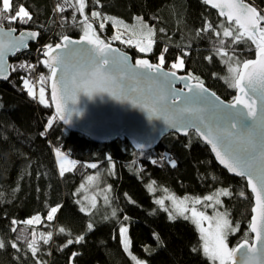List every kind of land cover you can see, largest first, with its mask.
I'll use <instances>...</instances> for the list:
<instances>
[{
    "label": "trees",
    "instance_id": "16d2710c",
    "mask_svg": "<svg viewBox=\"0 0 264 264\" xmlns=\"http://www.w3.org/2000/svg\"><path fill=\"white\" fill-rule=\"evenodd\" d=\"M250 1L264 11V0ZM14 4H22L33 19L27 24L3 21L0 25L18 31L36 30L40 38L15 58L18 67L13 70L12 63L11 78L0 81V240L6 245L0 248V264H136L122 245L120 228L124 225H129L132 253L145 264H213L202 250L192 251L202 249L196 225L183 217L169 219V213L157 203V195L149 184L179 197L201 199L214 195L217 189L228 188L233 195L219 197L223 202L219 207L227 212L233 227L239 225L237 231L228 235V243L234 248L239 242L252 239L249 225L253 196L245 179L230 176L221 168L209 147L194 132L187 137L169 134L158 147L147 152L135 151L128 141L98 144L61 124L49 92L47 105L41 104L39 97H30L22 84L27 76L19 65L38 62L41 60L38 49L46 44L54 46L64 35L80 37L84 27L81 14L64 0H14ZM57 4L64 6L62 13L55 11ZM86 5L84 15L101 34L105 30L111 33L110 28L101 29L91 17L92 10L129 23L137 17L144 18L155 28L148 54L119 40L107 44L119 46L134 58L147 56L156 63L167 48L163 67L171 69V64L182 57L184 66L178 72L198 78L228 101L234 99L236 90L230 86L229 65L217 50L223 46L238 63L254 58L257 52L251 41L234 44L233 37H224L223 27L235 29V34L238 27L234 23L229 25L201 0H99L98 4L86 0ZM206 21L214 31H202ZM38 65L48 89L50 71L41 63ZM57 149L77 162L63 175L56 162ZM91 163L97 167H88ZM97 171L102 173L99 187L107 191V200L99 198L95 207L81 211L84 207L80 187ZM241 191L244 197L238 195ZM58 205L55 219L47 220L50 209ZM37 214L42 221L35 229H44L53 236L49 243L42 241L37 245L38 251L33 255L28 244L34 228L24 221ZM13 220L17 222L15 225ZM89 223L94 225L92 230L87 229ZM13 227L17 231H12ZM61 227L64 233L58 231ZM79 235H84L83 242L62 247L68 239L74 240ZM12 242L17 243V248L11 247ZM74 252L79 255L73 257Z\"/></svg>",
    "mask_w": 264,
    "mask_h": 264
},
{
    "label": "water",
    "instance_id": "95a60500",
    "mask_svg": "<svg viewBox=\"0 0 264 264\" xmlns=\"http://www.w3.org/2000/svg\"><path fill=\"white\" fill-rule=\"evenodd\" d=\"M203 2V0H201ZM219 2V0H214ZM245 4H250L260 11L261 15L264 11L256 6L250 0H244ZM210 9L220 15V8H214L211 4H206ZM225 11H227L225 9ZM228 24L235 23V19L229 21L227 15H220ZM263 22L261 21V26ZM9 28L0 25V40L5 42L11 41L19 50L7 49L3 58V70L0 72V81H8L11 78L12 63L15 58L28 51L33 44H37L40 33L36 30L25 29L8 34ZM35 31L39 33L37 38H27L21 43L19 37L21 32ZM83 36V35H82ZM69 36L74 41H80L82 37ZM59 43H63L60 40ZM27 44V47H24ZM112 49L118 51L106 54L109 60L115 59L116 66L112 69V74L116 77L117 86L111 91L93 92L86 94L80 92L75 99L61 100L65 109L66 120H60L56 111V102L51 99L52 96V79L51 72L48 80V92L50 94L51 105L58 120L69 131L81 134L91 141L98 144H108L114 141H128L137 152H147L159 146L161 141L169 134L175 133L182 137H187L194 132L198 138L209 147L213 157L218 165L223 168L230 176L243 178L246 181L248 191L253 196V207L255 206V194L247 183V176L241 177L235 172L221 164L212 150V145L200 135L203 132L208 135V129H212V135L209 138L214 139L220 151L225 154L226 158L235 163V154L244 157L254 154L256 163L254 167L256 171L253 173L254 182L259 183L260 174V156L264 152V112L261 111V99L259 93L255 96L249 91V97L255 99L257 116L253 119L247 116V109L243 105H237L235 97L241 95L239 90L235 88L236 94L233 100L228 101L220 97L213 90L208 88L204 83L207 92H201L199 89H189L185 87L186 83L195 85L196 80L181 81L172 76H166L165 73L171 69L163 67L160 73L153 72L147 68L136 65L137 59H147L151 64H158L147 56L134 58L132 54L121 49L115 44H109ZM55 46V45H54ZM43 48V47H42ZM55 54L61 56L64 60V75L66 82L70 85L74 77L79 73L90 70L93 67V61H99L101 53L93 50V46L87 41H81L78 44H70L67 49L61 48L55 51ZM41 55V54H40ZM45 57L41 56V60ZM257 52L254 58L248 60H256ZM247 61V60H246ZM48 68L46 65L42 64ZM243 63L240 68L242 69ZM108 68V65L104 66ZM49 69V68H48ZM50 70V69H49ZM175 71V70H171ZM176 72V76H189L187 73ZM57 79L61 74V67L57 66ZM6 75L8 79H4ZM61 85L58 84V88ZM182 89V91H180ZM215 93V96L211 94ZM71 89L69 88V95ZM164 97L156 107L155 113L150 111V107H141V104L149 101L152 96ZM179 96V99H177ZM216 98H219L218 100ZM135 101V103H134ZM236 116V119H233ZM246 120L251 123V127H241L238 120ZM175 124L176 128L172 125ZM236 124V127H231ZM182 129H186L185 131ZM231 133V135H229ZM219 137V139H217ZM249 140L253 142L250 147ZM138 145H143L139 147ZM238 170L248 171L238 165ZM253 215V213H252ZM251 215V218H252ZM251 221V219H250ZM250 229V225H249ZM252 239L248 241V245H244L245 240L239 242L234 248L237 249L235 254L236 264H244L250 256H257L260 260H264V244L255 240V233H252ZM250 246L258 249L257 253L250 252Z\"/></svg>",
    "mask_w": 264,
    "mask_h": 264
},
{
    "label": "snow or ice",
    "instance_id": "6c2138e0",
    "mask_svg": "<svg viewBox=\"0 0 264 264\" xmlns=\"http://www.w3.org/2000/svg\"><path fill=\"white\" fill-rule=\"evenodd\" d=\"M95 2L98 4L99 0H95ZM205 4H211L214 8H220V15L224 16L227 15V18L229 21L235 19L236 25H238V30L236 34H233V31L230 29V27H225L223 29V36L224 37H233L232 43L236 44L241 41L247 42L251 41L252 44L255 45L256 51H257V59L256 60H247L243 62L242 69L239 66L228 67V71L232 74V82L231 87L237 88L241 95H238L235 97V102L237 105H243L244 108L247 109V116L252 117L253 119L257 116V109H256V101L255 99H251L249 97V91H251L252 95L255 96L257 93L260 95L261 99V111L264 112V26H261V21H264V15H261L260 11L257 10L256 7L245 4L244 0H219V2H214V0H203ZM65 4H68L70 7L75 8V12H79L82 16V24L84 27V34L80 38V41H74L69 36L64 35L61 37V40L63 43H57L55 46L52 44H46L43 46V48L38 49V52L41 54V56L45 57V59L38 60V63L46 65L51 72V79H52V96L51 99L56 102V111L58 114V118L60 120H64L65 122H68L66 120L65 115V109L64 106L61 103V100L67 101L68 99H75L76 95L80 92H84L86 94H92L93 92H103V91H111L114 87L117 86V80L116 77L112 74V69L116 66L117 61L115 59L109 60L106 56L109 52H115L118 51L117 49H112L109 44H105L103 40L100 39V37L96 34L95 29L93 27V24L90 22V19L87 15H84V9L86 7V0H76L75 5L71 4L70 0H64ZM0 4H2V7H0V22L8 21L11 22H19L21 24H27L29 23L33 17L30 14V12L22 5H16L14 4V0H0ZM225 9L227 11H225ZM65 10L64 6L61 4H57L55 11L58 13H62ZM75 12L73 14L72 19L75 20ZM102 16L101 12L99 11H92L91 17L100 19ZM136 19L142 20L141 17H137ZM103 20H113L115 22L114 18L103 16ZM104 23L101 22L99 24V27L101 29L104 28ZM144 27L147 28V32L144 34L146 44L145 46H140L139 43L136 44V47L138 48L140 53L150 52L152 50V44L153 40L151 39L153 35V29L148 28L147 24H144ZM215 29L213 26L207 21L205 22V28L202 29V31H208ZM8 34L15 32V28H9ZM162 31V30H161ZM219 35V33H216ZM39 36L38 32L31 31V32H21L20 33V41L23 43L25 39L27 38H37ZM246 38V39H245ZM112 39L120 40V35H114ZM81 41H87L88 44L93 46V50L96 52L101 53V58L99 61H93V67L85 72L79 73L74 79L72 80L71 84L69 85L65 80L64 75V60L61 56H58L55 54V51L61 48L67 49L68 45L70 44H78ZM125 43L132 44L133 41L131 39L124 41ZM221 45H223V41H221ZM24 47H27V44H24ZM7 49L11 50H19L15 44H12L11 41L5 42L3 40H0V72L3 70V58L5 55V52ZM167 51V48H165L160 56L158 57L159 63L158 64H151L147 59H137L136 65L142 66L144 68H147L153 72L160 73L163 71V65L165 64V56L164 53ZM234 51V50H233ZM217 54L222 55L223 57L228 56L227 50L222 46L217 50ZM206 59H211V57H207ZM229 59H231L229 57ZM227 63V61H225ZM61 67V74L59 76V79H57V66ZM108 65V68H105L104 66ZM184 66V59L182 57H179L177 62H173L171 64V69H180ZM19 68L24 69L27 72H34L35 65L30 63H22L19 65ZM13 70H15V67H13ZM166 76H172L175 77L178 80L181 81H188L190 79H193L191 75L189 76H176L175 71H168L165 73ZM4 79H8L6 75L3 76ZM198 80V78H195ZM45 81V77L43 74L39 77V83L43 85ZM23 84L24 87L27 90V94L30 97L35 98V93L33 91V82L30 81L28 78H23ZM58 84L61 85L60 88H58ZM185 87L189 89V92H192L193 89H199L201 92H207L208 90L204 88L203 82L198 81L195 85L191 83H186ZM69 88L71 89V94L69 95ZM182 91V89L180 90ZM212 96H215V93L211 94ZM45 90L44 87L41 86L39 89V102L41 104L45 103ZM164 97L162 95L160 96H152L149 98V101L145 102L144 104H141V107H150V111L155 113L157 111L156 105L163 101ZM177 99H179V96H177ZM217 100L219 98H216ZM135 103V101H134ZM233 119H236V116H233ZM238 123H240L241 127H251V123L246 120H238ZM52 125V119L48 121V126L51 127ZM173 128H176V125H172ZM231 127H236V124H232ZM185 131L186 129H182ZM41 135H44L42 132ZM201 136L204 137V139L207 140L209 144L212 145V150L216 153L217 158L219 159L221 164H224L229 171L235 172L237 175H240L241 177L247 176V183L248 186L251 188L252 193L255 194V206L252 207L251 211L253 213L251 221H250V231L252 233H255V240L259 241L260 243L264 244V152L261 153L260 156V168H259V174L260 179L259 183L254 182L253 179V173L256 171V168L254 167L256 163V157L254 154H249L247 156H240L239 154H235V163L231 160L227 159L225 154H223L220 149L217 146V143L214 141V139L209 138L212 135V129H208V135H205L203 132L200 133ZM231 135V133H229ZM219 139V137H217ZM250 147L253 146V142L249 140ZM139 147H143V145H138ZM57 154L62 155L60 150L57 149ZM73 166H75L76 162H71ZM153 163H156V161H153ZM171 164L173 167H175V161L172 160ZM238 165L242 166L243 168L247 169L248 171L244 170H238ZM91 168H96L97 164L91 163L87 165ZM71 169L65 168L63 163L60 165V174L63 175L66 171H70ZM149 189L154 191L155 189L152 187L151 184L148 185ZM233 193L228 188H222L217 189L214 195H208L204 197V200L206 201H214L213 204H208V207H213L215 209L216 206L221 205L223 202L219 198L221 196L224 197H230ZM241 197L245 196V193L243 191L239 192L238 194ZM169 199H172L173 204L176 208V212L179 216L183 217L184 219H189L185 213L188 211V208L186 207L185 201H187V197L184 198V200L177 203V200L175 197H169ZM157 203L161 206V208H164V200L159 199L157 200ZM194 203L199 204L201 203V198L196 197L194 198ZM60 206L52 207L50 211L48 212V215L46 217L47 220L51 221L54 219V214L57 213L58 208ZM92 207H95V203L92 204ZM165 211H168V209H164ZM81 211H85V209H81ZM113 215H115V212H113ZM177 217L175 215H172L171 212H169V219L175 220ZM127 219V217H125ZM191 219L197 226L199 233L201 235L202 240V249L201 248H193V252H199L202 250L203 255L208 257L211 261H213V264H215L216 261L219 262V264H236L235 262V254L237 252L236 248H229L227 243V233L228 231L235 232L238 230L239 225L237 224L235 227L232 226V222L228 219L227 212L220 213L217 212L216 218H215V224L211 222L213 220V217H209L206 215L205 212H198L195 207L191 209ZM208 220L209 226L208 228H205L203 226V221ZM41 217L39 214L35 215L32 218L27 219L24 221V223L28 225H32L34 223H40ZM17 222L15 220L12 221V224L15 225ZM93 224L89 223L87 225L88 230H92ZM12 231H17L15 227L12 228ZM58 231L60 233H64L65 229L63 227L59 228ZM127 233V227L121 226L120 228V235L122 239V245L125 249V251H128V254L131 256L132 260L136 262V264H144L143 261L137 260L135 256H133L130 252V244L131 241L126 238L125 234ZM53 236V233L49 232L45 235L41 234V240L44 244L49 243ZM19 239V237H18ZM85 239L84 235H79L75 237V239H68L66 243L62 247H67L68 245H71L73 243H81ZM248 245V241L245 240L244 245H241V248ZM5 242L3 240H0V248H4ZM12 248H17V243L12 242L11 243ZM28 248L31 250L32 254L35 255L38 251L37 247V241L35 238V233H33V239L28 244ZM258 249L255 248V246H250V252L255 254L257 253ZM78 253H73L72 256L76 257L78 256ZM244 264H264V260H260L257 256L253 255L250 256Z\"/></svg>",
    "mask_w": 264,
    "mask_h": 264
},
{
    "label": "rangeland",
    "instance_id": "374dc122",
    "mask_svg": "<svg viewBox=\"0 0 264 264\" xmlns=\"http://www.w3.org/2000/svg\"><path fill=\"white\" fill-rule=\"evenodd\" d=\"M70 2L73 5H75L76 0H70ZM86 8H87V5H86L85 9ZM85 9H84V11H85ZM92 11L90 12V14L92 13ZM101 14H102V16H101L100 19L93 18V17L92 18H93V21L95 23L100 24L101 22H103L105 26L110 28L111 33H108V31L105 30L102 34L98 32L99 31L98 28H96V27L94 28L96 34L100 37L101 40H103L105 42V44H107L108 41L112 42V43L118 41L116 39H112V37L114 35H120L121 39L119 41L121 43H124L126 45H130L128 43H125L124 41L131 39L133 41L131 46L136 47L137 43H139L140 46H145L146 41H145L144 34L147 32L148 29L144 27V24H147L148 28L153 29V35H152L151 39L153 40L154 37H155V28L153 26L149 25V23L147 21H145V19L142 18V17H141L142 20L135 19V21L133 23H129V22L124 21V20H122V19H120L118 17H115V16L106 15V14H103V13H101ZM105 15L108 16V17L114 18L115 22L113 20L104 21L103 20V16H105ZM60 18L61 17L59 15V19ZM234 25L238 27V25H236V23H234ZM262 25L264 26V21H263ZM224 28L225 27H223L222 30ZM230 29L233 31V34L235 35V29H233V28H230ZM222 33H223V31H222ZM83 34H84V31H83ZM148 53L149 52H145L144 54H148ZM229 57L231 59H229ZM224 60L227 61V64L229 66H232V67H236V66L240 67L241 63H243V61L241 63H238L240 61L235 59V57H233V55H229V54H228V56L224 57ZM157 63H159V62H157ZM13 67H15V69L18 67V63L16 61L13 62ZM180 70H181V68L180 69H175V71H180ZM22 84H23V82H22ZM33 85H34L33 91L35 93V97H39V89H40L41 86L44 87V90H45V98H44L45 99V103H43V105L49 104L50 100H49V95H48V89L44 85V83H43V85H41L40 83L38 85H36L33 82ZM23 87H24V84H23ZM25 90H26V88H25ZM60 152H61L62 155H58L57 154V150H55V157H56V162H57L59 170H60L61 163H63L65 168H68V169L72 170L75 166H73V164L71 162L75 161V160L70 158L65 151L60 149ZM101 184H102V173H101V171H97V172H94L91 175H89L87 177V179L85 180L84 184L80 187V193L82 194V197H81L82 207H84V209L86 211L88 210V208L89 209L92 208V204L93 203H95V205H96L98 203V201H99V198H102L103 201L106 202V200H107V191L104 188L99 187ZM152 187L155 189L152 192H154L157 195L156 200L163 199L164 200V209L165 208L168 209L167 212L168 213L171 212L172 215H175L176 217H181V216H179L178 213L176 212V208H175V206L173 204V201H172V199H169V197H175L176 200H177V203H179L180 201L184 200L185 197L188 198L187 201H185L186 207L188 208V211L185 213V215H187L189 217L188 220H190L191 222H193L192 219H191V209L193 207H195L198 212L202 211V212H205L207 216L213 217V220L211 221L213 223V225L215 224V218H216L217 212L224 213V212H222L220 210L219 205L216 206L215 209L213 207H208L207 210L205 209V206H207L208 204H213L214 201H206L204 199H201V203L195 204L194 203V198H192L190 196L179 197V196H177L175 194L167 192L164 189H159L155 185H153ZM83 201H84V203H83ZM56 214L57 213L54 214V219H55ZM41 221H42V219H41ZM40 223H34L32 225H28L27 224L29 227H33L34 228L33 233L36 232L37 245L42 243L41 234L43 233L45 235V237H46V234H47V232L44 229H35V226L37 224H40ZM193 224H195V223L193 222ZM203 226L205 228H208L209 221L208 220L203 221ZM124 227H127V233L125 234L126 238L131 241L130 233H129V225H124ZM231 232L232 231L229 230L228 233H227V243H228V235ZM228 246H229V248H232L229 243H228ZM129 250H130L131 254L134 256V254L131 251V244H130V249ZM137 260H140V259L137 258ZM140 261H142V260H140ZM212 263H213V261H212ZM144 264H145V262H144ZM215 264H219V262L216 261Z\"/></svg>",
    "mask_w": 264,
    "mask_h": 264
},
{
    "label": "built area",
    "instance_id": "2783aa9c",
    "mask_svg": "<svg viewBox=\"0 0 264 264\" xmlns=\"http://www.w3.org/2000/svg\"><path fill=\"white\" fill-rule=\"evenodd\" d=\"M27 63L35 65L34 72H27V71H25L24 69H21V68H20V71L22 73H24L25 76H27V78H29L32 82H34L36 85H38L39 84V82H38L39 81V77L42 74V72L39 71L38 62L29 61Z\"/></svg>",
    "mask_w": 264,
    "mask_h": 264
}]
</instances>
